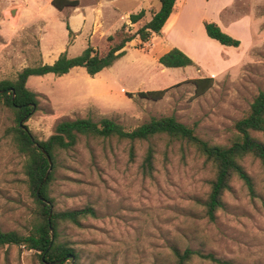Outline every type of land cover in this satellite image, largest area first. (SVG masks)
Returning <instances> with one entry per match:
<instances>
[{"label":"rangeland","instance_id":"obj_1","mask_svg":"<svg viewBox=\"0 0 264 264\" xmlns=\"http://www.w3.org/2000/svg\"><path fill=\"white\" fill-rule=\"evenodd\" d=\"M135 1L123 2L121 13L134 11ZM143 1L148 17L150 10L161 8V0ZM20 2L0 0V81L15 80L24 68L43 65L71 45L68 57L79 56L89 44L86 35L68 43L66 27L57 19L47 34L25 27L27 16L22 22L11 16ZM224 3L190 0L188 13L184 17L183 10L173 14L162 36L152 38L144 49L138 39L133 41L126 56L95 77L83 68L63 77H30L27 87L38 94V106L24 124L35 138L45 141L63 120L104 117L131 131L151 118L174 116L211 145H229L236 136L235 123L249 113L254 99L264 91V0H236L228 9L233 15L228 25L233 29L224 32L243 42L239 49L208 39L201 22L218 23ZM240 20L248 27L237 23ZM119 22V17L112 23L105 19L91 45L105 51L104 36ZM173 44L183 47L196 64L163 68L158 60ZM198 78L214 79L212 88L199 97L190 83ZM156 90L169 91L157 102L138 96ZM16 127L15 112L0 103V228L5 232L25 231L36 209L23 170L25 157L13 139ZM254 136L264 142V134ZM151 144L156 150L155 170L148 177L142 174L141 165ZM129 147L128 142L81 138L52 168V211L90 206L97 212V218L82 220L81 226L59 224L60 239L71 242L79 264H176L173 248L214 254L234 264H264V173L258 161L246 158L244 166L255 179L259 198L251 199L235 179L224 196L225 208L211 222L204 202L215 172L194 147L158 136L150 143L136 144L133 163ZM0 264L41 261L33 251L6 247L0 248ZM189 264L213 263L195 258Z\"/></svg>","mask_w":264,"mask_h":264},{"label":"trees","instance_id":"obj_2","mask_svg":"<svg viewBox=\"0 0 264 264\" xmlns=\"http://www.w3.org/2000/svg\"><path fill=\"white\" fill-rule=\"evenodd\" d=\"M53 0V6L58 10L66 7L78 6L77 1ZM177 0H161V8L152 14L150 21H146V12L132 14L129 24H124L107 38V48L100 51L91 45L74 58L63 52L51 65L43 64L38 67H26L18 73L15 80L0 81V103L5 104L15 112L17 127L13 130V139L17 150L25 157L23 165L27 187L34 198L36 209L25 231L5 232L0 228V248L19 247L33 251L41 264H67L73 259L78 263V255L68 240L62 241L58 232L61 222H69L81 226L82 220L97 218L93 207L78 210L52 211L55 200L49 195V185L52 176L45 181L50 168V158L54 168L61 157L73 151L81 138L128 142L130 162L136 159V144L151 142L154 138L166 135L171 139L186 141L194 147L209 163L215 172L210 182V191L204 202L206 217L211 222L217 219V213L225 208L224 196L232 190V182L240 181L251 199L259 198V191L255 179L244 166L246 158L258 161L264 173V142L254 134H264V91H261L250 106L249 113L235 123L236 136L229 145H211L199 138L195 130L180 123L174 116L151 118L148 122L135 128L126 130L120 123L108 118L94 120L92 118H78L59 122L54 134L45 141L33 136L29 128L23 129L21 121L29 118L38 106V94L27 87V82L33 76L54 75L63 77L77 68L85 69L90 77H95L105 69L113 67L121 58L127 55L126 48L135 40L140 41V49H144L155 36H160L174 12ZM132 25H139L137 31ZM69 43L73 42L74 33L69 24L66 26ZM207 36L222 46L239 48L241 40L225 33L216 23L205 22ZM158 63L163 68L179 69L195 65V62L178 48H173L162 55ZM195 87L196 96H202L213 86V78H198L190 81ZM169 90L139 92L141 99L157 102L162 100ZM132 97V94H127ZM156 150L151 144L141 165L144 176L151 177L155 170ZM51 216V218H50ZM50 218V219H49ZM53 232V237L52 233ZM176 264H189L195 258L213 264H234L220 259L214 254H204L201 251L187 248L184 251L172 249Z\"/></svg>","mask_w":264,"mask_h":264},{"label":"crops","instance_id":"obj_3","mask_svg":"<svg viewBox=\"0 0 264 264\" xmlns=\"http://www.w3.org/2000/svg\"><path fill=\"white\" fill-rule=\"evenodd\" d=\"M68 1H77L78 6L66 7L60 11L53 6V0H21V2L16 8L17 10L16 16L17 18H20V22L24 21V18L27 16L29 18V22L26 23L25 27L36 28L37 31L41 34L49 33L50 28L56 23V19L60 20V22L63 23L62 25H65V27L67 26V24H69L72 32L74 33L73 43L77 36L86 35L89 40L88 45H91L93 36L100 32V30L102 29L104 25L105 19L106 20L108 19V21L112 23L114 22V19H117L118 17L120 18V22L117 25L114 24V28L112 32L104 36V38H108L115 31L121 28L124 24L130 23L129 22L130 15L139 13L142 10H144L146 12L145 20L150 21L152 18V14L155 12H158L155 9L153 12L150 10L151 16L148 17L147 10L144 8L145 1L143 0L135 1L137 3L135 10L132 12L129 11L125 15L121 13V10H122L123 2H125L126 0H68ZM189 1L190 0H177L175 7H174L173 14H175L177 11L183 10L182 16L184 17L188 13L187 8L189 7ZM235 1L236 0H231L229 4L227 3L229 2V0H225L226 5L225 3L222 4L221 8L218 11L219 16H220V21L218 23L211 21L210 23H216L223 31H225V29H233V28H230L228 25L229 18H231L233 15L231 13H228L227 11L230 8V6L235 3ZM63 4H64V0L61 1V5ZM180 18H181V15L178 16L177 21L174 26H176L179 23ZM201 22L203 23V28H204V23L209 22V21H207L206 19H203ZM237 23H240V25H245V27H248L247 22L245 20H240ZM235 25H232V26H235ZM134 26L136 25H132V27ZM247 29L250 35L251 30L249 28ZM66 31H67V28H66ZM67 34H68V31H67ZM162 35H163V32L160 36ZM155 37H158V36H155ZM207 38L210 39L208 36ZM69 41L70 40L68 36V43ZM242 46H243V42H241V46L239 48H241ZM70 47H72V45ZM70 47H68V50ZM177 47L182 52L184 51L186 55L188 54L183 47L177 44H173L172 46H170L165 51V54L169 52L170 50H172L173 48H177ZM61 54L54 57L51 61H48V62L45 61L44 64H50V65L53 64L59 58Z\"/></svg>","mask_w":264,"mask_h":264},{"label":"water","instance_id":"obj_4","mask_svg":"<svg viewBox=\"0 0 264 264\" xmlns=\"http://www.w3.org/2000/svg\"><path fill=\"white\" fill-rule=\"evenodd\" d=\"M16 13H17V10L15 9V10H12L11 11V16L12 17H15L16 16ZM24 122H25V120H23V121H21V126H22V128L23 129H27L26 128V125L24 124ZM48 159H49V162H50V168H49V170H48V172H47V174H46V177H45V181L48 179V177L50 176V174H51V171H52V168H53V164H52V162H51V160H50V158L48 157ZM50 218H51V216H50ZM49 218V219H50ZM51 233H52V237H53V232H52V230H51ZM73 263H74V259H73Z\"/></svg>","mask_w":264,"mask_h":264}]
</instances>
